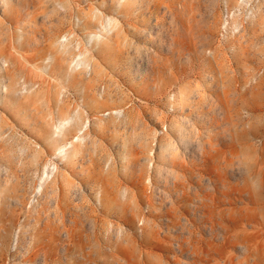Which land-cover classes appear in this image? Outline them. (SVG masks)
<instances>
[{"label":"rangeland","instance_id":"obj_1","mask_svg":"<svg viewBox=\"0 0 264 264\" xmlns=\"http://www.w3.org/2000/svg\"><path fill=\"white\" fill-rule=\"evenodd\" d=\"M0 16V264H264V0Z\"/></svg>","mask_w":264,"mask_h":264},{"label":"bare ground","instance_id":"obj_2","mask_svg":"<svg viewBox=\"0 0 264 264\" xmlns=\"http://www.w3.org/2000/svg\"><path fill=\"white\" fill-rule=\"evenodd\" d=\"M6 1V3H9V0H5ZM0 18H1V16H0ZM0 24H4V21L3 20H1L0 19ZM15 50H16V52H17V49H16V47L14 46L13 47ZM63 125V124H62ZM67 125V124H66ZM61 127V126H60ZM61 128H63V127H61Z\"/></svg>","mask_w":264,"mask_h":264}]
</instances>
